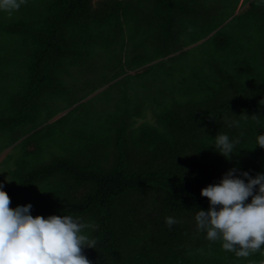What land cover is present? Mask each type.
Wrapping results in <instances>:
<instances>
[{"label": "trees", "instance_id": "obj_1", "mask_svg": "<svg viewBox=\"0 0 264 264\" xmlns=\"http://www.w3.org/2000/svg\"><path fill=\"white\" fill-rule=\"evenodd\" d=\"M0 83L9 206L89 224L90 264L264 261L195 222L202 187L264 172L262 0H25L0 12ZM217 132L238 140L231 160Z\"/></svg>", "mask_w": 264, "mask_h": 264}, {"label": "clouds", "instance_id": "obj_2", "mask_svg": "<svg viewBox=\"0 0 264 264\" xmlns=\"http://www.w3.org/2000/svg\"><path fill=\"white\" fill-rule=\"evenodd\" d=\"M264 2V0H262ZM25 0H0V12L11 15ZM236 116V115H234ZM228 127H240L234 119ZM208 146L225 160L240 149L228 132L210 136ZM264 148V131L258 132L254 147ZM208 208L195 213L196 226L209 241L220 240L226 251L248 257L264 249V172L251 175L236 166L227 169L216 183L200 189ZM10 197L0 184V264H90L84 248H94L89 224L71 214H31L30 203L10 207ZM168 226L176 223L165 217ZM264 264V261L261 262Z\"/></svg>", "mask_w": 264, "mask_h": 264}, {"label": "rangeland", "instance_id": "obj_3", "mask_svg": "<svg viewBox=\"0 0 264 264\" xmlns=\"http://www.w3.org/2000/svg\"><path fill=\"white\" fill-rule=\"evenodd\" d=\"M0 88H1V90L3 91V94L5 93V91H9L8 89H9V87L6 85V84H1L0 83ZM0 90V91H1ZM1 142V141H0ZM8 150V149H7ZM7 150H5V151H3L1 154H0V161L3 159V157L5 156V154L7 153ZM9 170H8V168H7V165H2L1 167H0V184L2 183H4L5 181H7L6 180V178L8 177V176H4V174L5 173H7ZM4 176V177H3ZM3 177V178H2ZM15 184V183H14ZM4 185V184H3ZM21 198H22V196H21ZM24 198V197H23ZM20 203L22 204V201H19L17 204H15V205H13V207H15V206H17V205H20Z\"/></svg>", "mask_w": 264, "mask_h": 264}]
</instances>
